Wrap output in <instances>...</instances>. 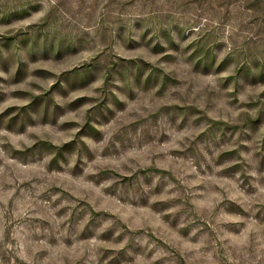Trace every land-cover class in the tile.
Masks as SVG:
<instances>
[{
  "label": "rangeland",
  "instance_id": "rangeland-1",
  "mask_svg": "<svg viewBox=\"0 0 264 264\" xmlns=\"http://www.w3.org/2000/svg\"><path fill=\"white\" fill-rule=\"evenodd\" d=\"M0 264H264V0H0Z\"/></svg>",
  "mask_w": 264,
  "mask_h": 264
}]
</instances>
